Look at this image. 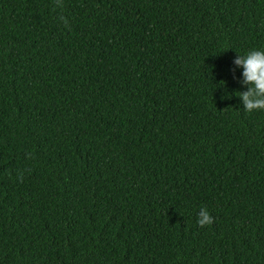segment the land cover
<instances>
[{"label":"trees","instance_id":"1","mask_svg":"<svg viewBox=\"0 0 264 264\" xmlns=\"http://www.w3.org/2000/svg\"><path fill=\"white\" fill-rule=\"evenodd\" d=\"M62 4L0 0V264H264V0Z\"/></svg>","mask_w":264,"mask_h":264},{"label":"clouds","instance_id":"2","mask_svg":"<svg viewBox=\"0 0 264 264\" xmlns=\"http://www.w3.org/2000/svg\"><path fill=\"white\" fill-rule=\"evenodd\" d=\"M55 2L58 7H63L62 0ZM234 63L243 68V84L248 87L246 92H237L243 102L244 110L248 113L264 111V50L249 51L243 57L238 56ZM213 223L214 220L207 208L202 207L198 213V226L203 228Z\"/></svg>","mask_w":264,"mask_h":264}]
</instances>
